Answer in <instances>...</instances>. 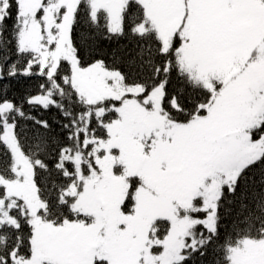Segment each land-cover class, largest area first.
<instances>
[{
	"label": "snow or ice",
	"instance_id": "obj_1",
	"mask_svg": "<svg viewBox=\"0 0 264 264\" xmlns=\"http://www.w3.org/2000/svg\"><path fill=\"white\" fill-rule=\"evenodd\" d=\"M0 264H264V0H0Z\"/></svg>",
	"mask_w": 264,
	"mask_h": 264
}]
</instances>
